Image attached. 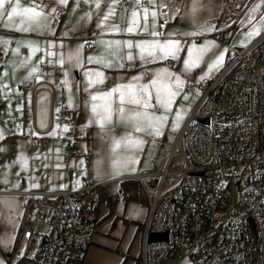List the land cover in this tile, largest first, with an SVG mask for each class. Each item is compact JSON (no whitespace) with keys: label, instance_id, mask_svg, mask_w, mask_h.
I'll return each mask as SVG.
<instances>
[{"label":"built area","instance_id":"obj_1","mask_svg":"<svg viewBox=\"0 0 264 264\" xmlns=\"http://www.w3.org/2000/svg\"><path fill=\"white\" fill-rule=\"evenodd\" d=\"M219 2L218 22L235 27L253 0ZM142 3L152 7L151 1ZM77 4L82 6L83 1ZM132 4L117 0L115 6L121 10ZM64 11L63 6L57 7L55 15ZM237 32L238 27L224 43L233 55L207 81L161 166L127 177L140 185L146 198L138 264L179 258L185 264H264V25L235 51ZM91 45L87 40L83 48ZM140 68L146 73V66ZM44 71L41 67V75ZM192 85L187 79L185 89ZM34 87L30 81L21 89ZM51 124L65 127L55 139L62 162L68 163L76 155L75 111L60 104L52 112ZM37 139L48 138L43 134ZM155 143L161 144L162 139ZM119 180L85 183L73 190L14 192L25 198L15 235L23 250L14 258L29 254L36 225L45 220L47 228L30 257L38 264H82L95 230L96 189ZM163 233L166 239L149 241L151 234Z\"/></svg>","mask_w":264,"mask_h":264},{"label":"rangeland","instance_id":"obj_2","mask_svg":"<svg viewBox=\"0 0 264 264\" xmlns=\"http://www.w3.org/2000/svg\"><path fill=\"white\" fill-rule=\"evenodd\" d=\"M78 1L66 0V3H60L59 0H4L3 4H0V27L9 29L4 37L0 33V40H3V42L0 41V53L4 56L7 51L9 52L8 60L13 77L17 78L16 75L23 72L38 71L40 65L44 63L41 61L44 55H47L46 57L50 60L53 55L58 59H64L63 62L59 61V67L62 63L66 66L64 72L67 84L66 103H75L74 107H77L76 109L73 107V110L78 119L76 131L79 134L74 142L76 155L70 157L68 163H63L61 157L47 159L45 155L50 150L56 149V146L59 147V141L55 137L61 135L65 127L58 128L57 125H53L52 132L45 136L48 141L44 144L43 139L32 138V136L38 138L43 135L38 136L33 132L30 122L23 123L26 135L23 139L20 138L22 124L14 122L15 116H10L11 122H0V128L4 127V131L11 133L12 136L10 139H0V191H19L26 188L73 190L81 188L85 183L98 184L101 180L119 175H124L127 178L129 177L127 175L139 174L144 170L158 169L161 158L158 152L159 146L155 144V140L162 138L163 141L166 137V142L169 145L173 143L177 137L176 131L179 123L191 104L201 96L207 81L212 80L215 75L208 77V80L202 81L200 85L197 83L202 80L205 74L211 73L218 67L217 64H221L220 68H222L226 60L233 55V52H226L224 43L230 40L231 34L235 33L238 27V32L234 36V50L238 51L257 35L248 39L247 34L254 27H258L260 31L261 26L264 25V20L261 19L264 17V0H253L252 4L243 11L241 21L235 27L233 25L223 26L215 19L220 5L218 0H189L183 6L181 0L178 1V7L181 10L179 17L177 19L169 17L168 22L170 23L166 24V35L182 37L181 40H178L181 45L178 55L166 57V83L170 85L172 91L178 94L170 100V106L165 110L157 105L156 91L151 85L149 86L151 96L149 108L146 111L155 116L163 114L166 117L159 125L161 134L155 136L147 130L136 132V126L144 127L146 122L129 119L131 113L139 112L141 108L139 105L127 102L128 93L126 91L124 92L126 101L121 105L119 96L122 89L116 87L121 80H114L120 79L121 76L103 75L102 80L97 77L96 73L103 74L105 72L104 65L110 62L107 60L105 47L99 43L100 47L97 51L84 52L81 42L73 41L70 46L64 44L56 46L49 44L50 41L40 38L42 35H51L57 31V25H51L57 6L67 7L65 18L59 26L67 21L68 24L80 23L82 29L89 30L88 28H91V32L95 33L100 31L99 26L112 22L130 25L145 20L142 14L134 18L132 14L125 13L126 11L118 12L111 8L106 13L100 12V8H105V3L102 0H90V2L83 0L85 5L78 6L80 8L77 7ZM146 1H151V8L159 12L160 7L156 3L157 0ZM257 5L259 7H256ZM138 6L137 8L147 10V6L140 2H138ZM30 7L42 11L43 15L35 20H30V14L24 13V9ZM88 7L92 13L86 19H81ZM261 10L263 13L260 15ZM9 12L12 13L11 16L8 15ZM68 17L69 19H67ZM55 18L58 19L60 16L55 15ZM253 18L257 19L256 22L250 23ZM171 27L174 29L173 32H170ZM24 28L30 30H21ZM105 30L107 32V29ZM72 31L76 33L73 37L78 39L81 29ZM23 34L31 35V37H25ZM216 41L223 42L224 45L218 44ZM28 45L33 46L31 52ZM189 47L194 49L191 55ZM90 57L92 58L91 62L89 61ZM186 57L194 64L193 67L186 68L184 64ZM83 58L92 63V66L87 68L91 80L94 81L90 87H87L88 82L83 83L82 80L79 85L80 79L76 74L78 70L80 71ZM209 65L213 66L210 68ZM176 66L178 70L175 71ZM1 68H3V62L0 61V79ZM54 70L58 71L57 68ZM83 73L81 71V77ZM167 73H172V75L169 76ZM177 77L183 81V86L179 89L174 83ZM187 79L193 83L190 90L185 89ZM135 84L140 85L138 81H135ZM144 85H149V82H145ZM156 87L160 88L159 84ZM89 88L90 92L84 91ZM105 93L109 95L107 97L100 95ZM160 95L161 99H164L167 92L160 93ZM93 96H97V99L93 100ZM80 99L81 110L78 109ZM94 104L97 105L95 113L92 111ZM106 105H110L112 111L110 119L104 120L103 126H101L97 121L105 115ZM121 107L124 108L123 113L120 112ZM177 112L182 115L176 121L177 126L174 127L173 121L176 120ZM5 114L0 110V118L3 119ZM1 132L2 129H0ZM136 139L142 140L143 143L139 146L134 143H124L125 140L135 141ZM117 141L120 143L117 144ZM177 159L176 156L174 160ZM125 161H134V163L129 162L126 166H121V163ZM117 172L118 174H116ZM118 183L119 181L109 183L105 188L114 190ZM98 207L100 213L105 211L102 203ZM145 209L144 204L130 200L125 201L119 195L115 208L117 219L113 226L104 233L105 238L102 246L98 247L97 264H120L121 262V264H135L134 262L139 256L140 245V228H137L136 223L143 222ZM22 211V197L0 193V264H4L5 260H8L7 264L18 263L13 258L14 254L22 252L23 249L21 244L15 241L18 226L13 230V220L19 218ZM108 218L112 219L111 216L106 217L101 219L100 223L105 222ZM46 228L45 220L36 225V235L30 246L31 250L21 260L34 255V248L40 238V233L45 232ZM27 260L33 261L32 259ZM185 263L186 261L181 258L163 262V264Z\"/></svg>","mask_w":264,"mask_h":264},{"label":"crops","instance_id":"obj_3","mask_svg":"<svg viewBox=\"0 0 264 264\" xmlns=\"http://www.w3.org/2000/svg\"><path fill=\"white\" fill-rule=\"evenodd\" d=\"M88 1L90 2V0ZM102 1L105 3V8L103 9L100 8L99 9L100 12L106 13L108 12L109 8H111V10L115 9V11H118V12L126 11L125 13H128V14H132L135 11L137 13L136 16H140L142 14L145 20L143 19L144 21L141 23L135 22V23L130 24L133 29L130 32L127 31L130 25H127L125 23H120V22L119 23L112 22L110 24L99 26L100 31L98 33H95V32H91V28H88L89 30L82 29V27L80 26L81 25L80 23L76 25L73 23L68 24V21H67L63 25L59 26L60 22L64 20L65 14L67 12V7L63 6L65 8V11L60 15V18L56 19L55 12L53 13V21L51 25H55V26L57 25V31L51 35H42L40 36V38L42 40L50 41L49 44L56 45V46H60L61 44L70 46L71 42L73 41L81 42V48L84 52L85 51L94 52L95 50L97 51L100 47L99 45L100 43L103 47H105L107 60L110 61L107 65H104L105 72L103 73V75L121 76L120 79H114V80H121V82H119L116 85L118 89H121L118 86H124L130 83L135 84V81H138L140 85H144L145 82H150L151 80H153L154 76H157L158 70H166V57L161 58L159 54V49H157V54L154 57L149 56L147 55V53H145L142 58L140 49L137 48L136 45L138 43L151 44L153 42L163 44L168 40H175V41L181 40L182 37H179L178 35L176 36H173L171 34L166 35V27H167L166 24L170 23L168 22L169 17H172L174 19H177L179 17L178 15L181 11L180 8L178 7L179 0H162V1L157 0L156 3L160 7L158 10L159 12L154 10V8L147 7L146 8L147 13H145V10L137 8L138 2H140V4L145 5L144 3H142V0H131L133 3L132 7L121 9V10L117 9L115 6L117 0H102ZM187 1L189 0H181L182 6ZM83 5H85L84 1H83ZM57 7H62V6H57ZM77 7H78V4H77ZM219 10H220V5H219L218 12L216 14V17L219 14ZM153 11H155L156 13L155 17H153L152 15ZM91 13L92 11H90V8L88 7L86 11L83 13V16H81V19H86ZM111 14H114V12H111ZM216 17L215 19H217ZM67 19H69V17ZM240 21L241 19L239 20V22ZM113 26H115V28H118L119 30H114ZM78 29H81V35L80 37H78V39H76L73 37L75 36L76 33L72 30L77 31ZM105 29H107V32ZM8 30L9 29L6 27H3V28L0 27V33H2L3 37L6 35L5 33L8 32ZM173 30L174 29L171 27L170 32H173ZM153 33H155L156 35H153ZM23 35L25 37H31V35H27V34H23ZM87 40H89L92 43V45L89 49H84L83 43ZM0 41L3 42L2 39ZM216 42L218 44L224 45L223 42H220V41H216ZM129 44L131 46H128ZM129 53H131L132 55L131 60L128 59ZM8 54H9L8 51L6 54H4V56L1 54L2 58L0 60L1 62H3V68H1L2 75L0 79V110L3 111L4 114L6 113L3 119L0 118V122H7V121L11 122L10 116H15L14 122H17V123L19 122L22 124V128H21L22 131L20 133V138L23 139L26 137V135L24 134L25 132V127L23 125L24 122H30L31 129L33 130V132L37 133L38 136H41L43 134L46 136L47 134L52 132L53 127H54L51 124V115H52L53 110L57 108L60 104L70 107L72 109L75 106V103H66L67 84L65 82L66 74L64 73L66 70V66L64 63H62L60 64V67H59V61L63 62L64 59H58L55 55H53V58L50 60L46 57L47 55H44L41 58V61L44 63L40 65V68L38 71H33L31 73H26V72L19 73L18 75H16L17 78H14L10 70ZM128 63H134L137 67H133V66L131 67V66L126 65ZM90 66H92V63H89L88 60L83 58V61L80 65V71L78 70V72H76L78 78L80 79L79 85L81 84V80H82L83 83L88 82L87 87L91 86L89 84V79H91V76L87 72V68ZM141 66H146V73L142 72L140 68ZM217 66L218 67H216L211 73L205 74V76L202 77V80L198 82L197 84L200 85L202 81L208 80L207 78L212 75L216 76V74L221 70L220 68L221 64L219 65L217 64ZM41 67L45 68L43 75H41ZM55 68H57L58 71H55L54 70ZM176 70H178L177 66L175 68V71ZM81 71L82 73L84 71V73L82 74V77H81ZM134 77H139V79L134 80L133 79ZM158 79H160L163 83H166V72L162 73L158 77ZM30 81L34 82L35 84L34 89L32 91H22L20 87L24 86L26 83ZM159 87H160V93H166L165 89L162 87L161 84H159ZM84 91L90 92L91 89L89 88ZM199 98L200 96L193 104H191L188 112L185 114V116L179 123L177 127V131H176L177 135L181 131L184 123L186 122L189 114L192 112ZM80 102H81V99L79 100V103H78V109L81 110L82 102L81 104ZM0 129H2V132L0 133V139L1 138L10 139L12 137L11 133H6L4 131V127L3 128L1 127ZM32 138L35 140H38L37 137L32 136ZM164 138L165 139H163L161 144L155 143L156 145L159 146L158 152L161 158L159 162L160 166L165 160L173 144L172 143L171 145H169V143L166 142V137ZM47 141L48 139L46 141H43L44 144L45 142L47 143ZM45 156L47 159H56L58 157H61L60 152H59V147L57 148L56 146V149L50 150L48 153H46ZM144 171H141V172H144ZM127 176H130V175H127ZM114 178L120 179L119 183L117 184L116 189L107 190L105 188L106 186L101 187V188L105 189L108 193H118V187H119L120 181L127 179V178H125L124 175H119L118 177H114ZM110 179H113V178H110ZM110 179L101 180L99 183L110 180ZM24 190H34V189L26 188V189H22L19 191H24ZM36 190H40V189H36ZM41 190H46V189H41ZM14 192H18V190H13V191L1 190L0 191V193H8V194L16 195L14 194ZM96 194H97V209H96L95 230L91 235V240L89 242L88 248L86 250V255L84 257L82 264H97L96 258H97V253H98V247L102 246L103 239L105 238L104 233L106 232L107 229L113 226L114 221L117 219V215H115V208H116L117 202L113 208V211L109 212L108 206L105 203V201L99 200L98 193L96 192ZM20 197H22L23 204H24L25 198L23 196H20ZM118 200H119V196H118ZM130 201H134V200H130ZM101 203L104 205L103 209H105V211L100 213L98 206ZM142 204L146 206V198H145V203H142ZM110 216L112 219L108 218L105 222L100 223L101 219H104ZM18 217L19 218L13 220V230L15 229L16 226H18L19 219L21 216H18ZM136 226L137 228H140L141 222H137ZM139 248H140V245H139ZM21 259L22 257L20 259L14 258V260L18 262L17 264H38L37 261L33 257H27L24 260H21ZM27 259H32L34 262L27 260ZM7 261L8 260H5L4 264H7ZM134 263H138V259Z\"/></svg>","mask_w":264,"mask_h":264},{"label":"snow or ice","instance_id":"obj_4","mask_svg":"<svg viewBox=\"0 0 264 264\" xmlns=\"http://www.w3.org/2000/svg\"><path fill=\"white\" fill-rule=\"evenodd\" d=\"M3 2H4V0H0V4H3ZM59 2L60 3H66V0H59ZM85 2H87V0H85ZM256 7H259V6L257 5ZM24 13L30 14V16H29L30 20H35V19H37L43 15V12L38 11L35 7L25 8ZM145 13H147V10H145ZM8 15L11 16L12 13L9 12ZM136 15H137V13L134 11L132 13V16L135 18ZM152 15H153V17H155V15H156L155 11H153ZM261 19L264 20V17H261ZM101 23H103V21H101ZM113 27H114V30H119L118 28H115V26H113ZM21 30L29 31L30 29L24 28ZM132 30L133 29L130 25L129 28L127 29V31L130 32ZM258 32H259V28L254 27L247 34L248 39H251V37L258 34ZM153 35H156V34L153 33ZM128 46H131V45L129 44ZM28 47H29L30 52H31L33 46L28 45ZM136 47L140 49L142 58H143V55L145 53H147V55H149V56L154 57L157 54V49H159V54H160L161 58H164L167 56L175 57L176 55H178V50L181 47V45H180L179 41L168 40L163 44H159L157 42H153L151 44H140V43H138L136 45ZM193 51H194V49L192 47H189V54L190 55ZM128 59L129 60L132 59L131 53H129ZM91 60H92V58L90 57L89 61L91 62ZM98 62H101V61H98ZM184 64H185L186 68H191L194 66V64L190 61V59L188 57L185 58ZM212 66L213 65H209L210 68ZM164 72H166V70H158L157 76L153 77V80L149 82V85H137V84L130 83L128 85L118 86L119 88L122 89L121 94L119 96V100H120L121 105H123L126 101V97L124 94V92L126 91L128 93L127 102L132 104V105H139L141 108V111L133 112L129 116V119H132L134 121L135 120H142V121L146 122L144 127L136 126V128H135L136 132H141V131L147 130V131H149L150 134L155 135V136H159L161 134L159 125L166 119V117L163 114H161L160 116H155L154 114L149 113L146 110L149 108V99L151 96V93L149 92V86L150 85L156 91V103H157V105L163 107L165 110H167V108L170 106V100L178 94L177 92L171 90V87L169 84L163 83L160 79H158V77ZM96 75H97V77H99L100 80H102V78H103L102 73L98 72V73H96ZM167 75L171 76L172 73H167ZM133 79L138 80L139 77H134ZM92 82H94V81L89 79L90 85ZM95 82H99V81H95ZM174 83H175L177 89H179L183 86V81L179 77L176 78ZM158 84H161L162 87L167 92V96L164 99H161L160 88L156 87ZM100 95L107 97L109 94L105 93V94H100ZM92 99L93 100L97 99V96H93ZM185 99H187V97H185ZM69 106H71V105H69ZM92 111L94 113L97 111V105L94 104L92 106ZM104 111H105V115L102 117L101 120L97 121L98 123L101 124V126H103L104 120L110 119V114L112 111L111 106L106 105L104 108ZM120 112L121 113L124 112L123 107L120 108ZM181 115L182 114L180 112H177L176 120L173 121L174 127L177 126L176 121H178L181 118ZM116 143L119 144L120 141H117ZM124 143L125 144L134 143L136 146H139L143 143V141L140 139H136L135 141L125 140ZM129 162L134 163V161H125V162L121 163V166H126ZM116 174H118V172Z\"/></svg>","mask_w":264,"mask_h":264},{"label":"trees","instance_id":"obj_5","mask_svg":"<svg viewBox=\"0 0 264 264\" xmlns=\"http://www.w3.org/2000/svg\"><path fill=\"white\" fill-rule=\"evenodd\" d=\"M96 192L98 193L99 200L105 201L107 204L109 212L113 211L119 195H121L122 199L125 201L134 200L140 203H145L143 191L140 185L133 179L121 180L118 187V193H108L101 187L97 188Z\"/></svg>","mask_w":264,"mask_h":264},{"label":"water","instance_id":"obj_6","mask_svg":"<svg viewBox=\"0 0 264 264\" xmlns=\"http://www.w3.org/2000/svg\"><path fill=\"white\" fill-rule=\"evenodd\" d=\"M162 239H166V233H163V234H151L149 236V241L150 242L159 241V240H162Z\"/></svg>","mask_w":264,"mask_h":264}]
</instances>
